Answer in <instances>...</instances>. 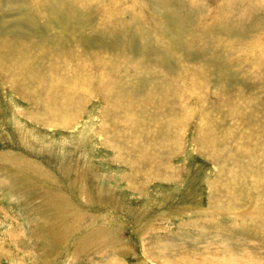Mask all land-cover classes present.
Wrapping results in <instances>:
<instances>
[{
    "label": "rangeland",
    "instance_id": "obj_1",
    "mask_svg": "<svg viewBox=\"0 0 264 264\" xmlns=\"http://www.w3.org/2000/svg\"><path fill=\"white\" fill-rule=\"evenodd\" d=\"M0 264H264V0H0Z\"/></svg>",
    "mask_w": 264,
    "mask_h": 264
}]
</instances>
